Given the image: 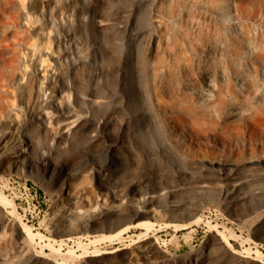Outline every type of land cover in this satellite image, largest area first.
I'll use <instances>...</instances> for the list:
<instances>
[{
  "label": "rangeland",
  "instance_id": "obj_1",
  "mask_svg": "<svg viewBox=\"0 0 264 264\" xmlns=\"http://www.w3.org/2000/svg\"><path fill=\"white\" fill-rule=\"evenodd\" d=\"M205 27L227 48L216 51L222 113L203 106L216 81L189 89L166 61L167 42L184 48ZM245 31L264 32V0H0L13 64L0 91V194L10 202L0 203V264H263L264 125L244 124L253 66L243 61L256 49ZM225 55L240 68L235 98ZM174 87L199 99L206 133L237 146L190 149L172 127ZM25 181L41 209L25 199ZM18 216L39 234L21 231Z\"/></svg>",
  "mask_w": 264,
  "mask_h": 264
},
{
  "label": "bare ground",
  "instance_id": "obj_2",
  "mask_svg": "<svg viewBox=\"0 0 264 264\" xmlns=\"http://www.w3.org/2000/svg\"><path fill=\"white\" fill-rule=\"evenodd\" d=\"M246 42L254 43L256 49H251L250 55L246 56L245 60L243 61L244 65L248 67L253 66L252 69H249L246 72V82L244 83V95H242V103H244L245 109L247 113L244 116V124L249 126L251 133L255 132L264 125V87L261 88L262 82H264V71L260 70V66H264V32L260 33V38L257 37V34L250 35L248 31L244 32ZM187 35V34H186ZM187 46L183 48V46H179L176 42H167L166 45L174 44L175 48L172 52H168L167 50V64L170 69L177 67L179 71L180 77L178 78L179 84L187 81L189 89L199 88V81L203 84L209 81H216L217 88L214 90L213 100L212 102L206 103L203 106H211L213 109L219 113H222V109L226 106V103H229V100H226L224 92V84L221 78L218 79V75L221 64L219 63V55L216 54V51H221L224 49L227 51L225 46H221V42L224 40L222 35L218 33L216 30L210 31L209 27H205L201 34L195 36H184ZM193 47V50H196L197 53L188 52V46ZM5 46L0 42V91L3 89L5 84H8V73L11 75L13 70V64L11 63V59H6L3 57L5 52ZM232 53L237 54L236 50H231ZM195 56V58H194ZM222 63L224 66V73L229 76V81L226 85V91L230 93L232 98L238 97V92H235L231 85V73L238 74L240 73V68L235 65L233 59L230 56L225 55L224 59H222ZM182 81V82H181ZM165 84V83H164ZM260 88V91L257 90ZM172 94L170 95V99L167 98L168 101L171 100V103L174 107L172 111V127L175 130H178L179 133L182 135L184 140L186 141L188 147L191 149L195 145H200V143H207L210 142L213 146H217L220 149H228L232 150L233 144L237 146V142H234L233 137L225 136L218 131L214 130L211 134L205 132L204 124L200 121V116L206 114V110L203 109V106L200 107L198 105L199 99L191 100V96L182 95L181 88L174 87ZM178 93V95H174V93ZM180 92V93H179ZM164 93V92H163ZM193 94V93H192ZM220 96V98H219ZM196 106L200 107L201 109H196ZM194 110V112H193ZM236 141V140H235ZM22 149V148H20ZM24 155V154H23ZM24 158H28V155L22 156ZM30 163V162H29ZM0 203L6 204L8 199L6 195L0 194ZM8 206V205H6ZM13 211V209L11 210ZM150 211H144L140 213V215L149 214ZM199 217H194L191 222L198 220ZM19 225L21 227V231H23L26 235H36L39 232H34L30 225L26 224L24 220H22L18 216ZM142 224L148 225L147 220L141 221ZM139 223V222H138ZM168 225L180 226V227H188L189 223L187 222H179V221H169L166 222ZM214 225V224H213ZM146 232L142 233L145 234ZM218 233L223 236L224 240L230 243L229 239L225 235V233L221 230ZM109 234H107L108 236ZM114 235V233L112 234ZM42 235H39V241L42 240ZM99 238L91 239L90 242H95ZM55 247V246H54ZM78 247L82 249V253L88 255L89 249L88 246L84 243H79ZM58 249V247H55ZM76 249H69V252L72 253ZM96 251L98 249H95ZM256 255L260 258L257 259L261 263L264 264V250H260L256 248L255 250Z\"/></svg>",
  "mask_w": 264,
  "mask_h": 264
},
{
  "label": "built area",
  "instance_id": "obj_3",
  "mask_svg": "<svg viewBox=\"0 0 264 264\" xmlns=\"http://www.w3.org/2000/svg\"><path fill=\"white\" fill-rule=\"evenodd\" d=\"M13 181H16V179H14ZM22 186L26 193L25 199L28 200V198H31L35 206H38L39 209H41V205L45 201L43 198H39L40 195H38L36 187H34L32 184H29L27 181H25ZM31 216H33V214H31Z\"/></svg>",
  "mask_w": 264,
  "mask_h": 264
}]
</instances>
